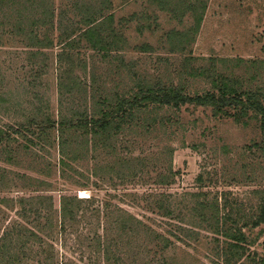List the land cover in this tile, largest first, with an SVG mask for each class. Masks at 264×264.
Returning <instances> with one entry per match:
<instances>
[{
	"label": "trees",
	"instance_id": "16d2710c",
	"mask_svg": "<svg viewBox=\"0 0 264 264\" xmlns=\"http://www.w3.org/2000/svg\"><path fill=\"white\" fill-rule=\"evenodd\" d=\"M48 1L44 9L42 5L36 8L35 14L43 10L40 15L30 14L31 30L26 35L30 47L41 49L30 53V59L39 55L43 60L38 69H30L26 85L30 94V89L41 84L49 67L43 50L57 46L58 52L51 58L59 105L53 114L45 112L39 105L42 96L33 94L30 103H38L33 113L26 111L20 120L0 124V150L8 162L26 153L37 173L31 176L0 170L2 191L26 188L31 192L26 197L0 198V203L9 200L13 207L18 206L16 214L23 219L0 233V264H167V253L176 244L171 237L180 242L198 240L194 228L209 235L213 263L264 264V238L254 241L256 237L251 236L264 225V190L249 207L224 196L223 200L217 195L208 197L202 190V175L196 177V191H160L173 184L177 172L169 164L164 167L152 161L143 151L133 154L127 142L122 147L120 143L124 131L143 126L149 132L178 124L179 118L177 122L170 115L158 119L153 113L164 109L179 113L184 106L209 109L214 118H231L236 123L254 120L264 134V88H252L221 75L212 78L209 89L193 93L183 85L160 81H139L122 93L91 87L86 77L79 75L80 70H86L80 51H95L102 59L121 52L127 41L122 30L126 25L121 18L115 25L114 13L102 8H78V0H60L63 4L55 14L54 0ZM197 25L186 32L192 36ZM146 29L154 31L156 26L138 27L140 33ZM164 34L169 44L174 37L179 41L187 37L176 30ZM141 47L143 51L150 49L148 44ZM75 89L83 96L82 108L75 105ZM128 143L133 145L132 140ZM53 177L70 181L90 194L62 193L56 206L52 193L58 182ZM150 180L152 184H147ZM137 184L148 185L147 191L115 193L118 187L123 190ZM101 191L105 197L98 195ZM188 197L192 205L187 204ZM142 211L162 220L157 224L144 221ZM253 242L259 250L250 249Z\"/></svg>",
	"mask_w": 264,
	"mask_h": 264
},
{
	"label": "rangeland",
	"instance_id": "374dc122",
	"mask_svg": "<svg viewBox=\"0 0 264 264\" xmlns=\"http://www.w3.org/2000/svg\"><path fill=\"white\" fill-rule=\"evenodd\" d=\"M48 2L2 0L0 3V124L20 120L26 111L33 113V106L38 105L35 101L30 103L33 94L42 96L39 105L46 109L45 112L53 114L58 109L57 73L51 58L58 52L57 46L43 50L49 67L45 68L46 75L41 84L30 89V94L26 85L30 69H38L37 64L43 60L39 55L30 59V53L41 50L30 47L31 40L26 35V31L31 30L30 14L37 17ZM62 4V1L54 0L55 14ZM41 5V13L35 14ZM75 6L89 11L102 8L105 12H113L115 25L120 24V18L126 25L122 30L127 41L121 52L102 59L95 51L85 48L80 51L86 70H80L79 75L86 77L91 87L98 85L108 92L122 93L139 81H160L183 85L193 93L209 89L212 78L221 75L252 88H264V0H78ZM141 24L156 26V30L146 29L140 33L138 27ZM196 24L198 27L191 36L186 30ZM169 30L187 37L183 41L174 37L169 44L164 34ZM143 44H148L150 49L143 51ZM80 93L75 92L74 102L82 108L84 100ZM5 108L8 111L5 112ZM165 110L153 113V116L159 119L170 115L174 121L179 118V123L168 128L155 127L149 132L141 126L124 131L120 138L123 141L121 147L127 142L126 146L133 154L139 155L143 151V155L153 158L152 161L164 167L169 164L177 172L173 184L159 190L171 193L196 191V177L202 175L205 186L202 190L208 192V197L217 195L223 200L221 196H224L245 204L244 207L256 203L264 190V134L256 122L249 120L242 124L231 118H214L209 109L201 107L184 106L179 113ZM129 140L133 145H129ZM50 152L55 153L54 149ZM16 158L15 164L9 163L0 150V170L37 176L29 155L22 152ZM84 171L87 174L86 169ZM54 180L58 182L52 193L56 206L62 193L85 197L90 194L70 181L61 182L58 177ZM146 183L152 184V181ZM134 186L123 190L118 187L115 193L120 195L126 190L141 193L148 188V185ZM90 189L94 193L92 185ZM5 191L0 189V198L31 194L26 188ZM104 194L103 191L98 193L100 197H105ZM185 200L192 205L190 197ZM11 204L9 200L0 203V233L12 222L23 221L16 214L19 207ZM130 211L140 212L139 209ZM141 214L147 222L157 224L162 220L143 211ZM194 230L198 240L190 238L180 242L171 237L176 244L167 253V264H216L213 263L209 235ZM251 236L256 237L254 241L264 238V225L252 231ZM252 244L251 250H259L256 242Z\"/></svg>",
	"mask_w": 264,
	"mask_h": 264
},
{
	"label": "bare ground",
	"instance_id": "6f19581e",
	"mask_svg": "<svg viewBox=\"0 0 264 264\" xmlns=\"http://www.w3.org/2000/svg\"><path fill=\"white\" fill-rule=\"evenodd\" d=\"M82 194V193H81Z\"/></svg>",
	"mask_w": 264,
	"mask_h": 264
}]
</instances>
